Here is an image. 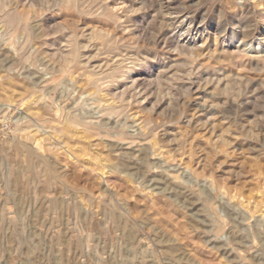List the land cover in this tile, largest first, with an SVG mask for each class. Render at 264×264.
Masks as SVG:
<instances>
[{
    "label": "rangeland",
    "instance_id": "obj_1",
    "mask_svg": "<svg viewBox=\"0 0 264 264\" xmlns=\"http://www.w3.org/2000/svg\"><path fill=\"white\" fill-rule=\"evenodd\" d=\"M0 264H264V0H0Z\"/></svg>",
    "mask_w": 264,
    "mask_h": 264
},
{
    "label": "bare ground",
    "instance_id": "obj_2",
    "mask_svg": "<svg viewBox=\"0 0 264 264\" xmlns=\"http://www.w3.org/2000/svg\"><path fill=\"white\" fill-rule=\"evenodd\" d=\"M185 20H186V19H184V20H182L181 22H179L180 25H179L178 27H184L185 24H187V22H186ZM6 22H7V21H6ZM188 23H190V22H188ZM9 24H10V23H9ZM10 27H12V26H10ZM178 27H177V28H178ZM12 29H13V28H12ZM188 29H189L188 27H187V29L185 28V31H187ZM9 30H11V29H9ZM11 31H12V30H11ZM9 32H10V31H9ZM10 33H13V32H10ZM10 33H8V34L11 35ZM24 42H25V41H24ZM21 45H22V44H21ZM177 47H178V46H177ZM20 48H21V47H20ZM69 54H70L71 57H72L73 51H69ZM23 57H24V56H23ZM29 59H30V58H29ZM68 60H69V59H68ZM261 61H262V60H261ZM29 65H30V64H29ZM32 90H33V89H32ZM121 94H122V93H121ZM103 96H104V95H103ZM102 98H103V97H102ZM97 100H98V101H102L103 99H97ZM94 101H96V100H94ZM103 101H104V100H103ZM105 101H106V99H105ZM108 101H109V100H108ZM91 102H92V100H91ZM86 103H87V102H86ZM92 103H93V102H92ZM93 104H94V103H93ZM107 104H108V103H107ZM97 105H98V104H97ZM102 105H103V104H102ZM104 105H106V104H104ZM93 106H94V105H93ZM95 107H96V106H95ZM98 107H99V105H98ZM98 107H97V108H98ZM118 107H119V106H117V105H116V106L109 105V107H107V108H105V107H104V108L102 107V108H103L104 110L106 109V110H105L106 112L104 111V113H107V112L118 113ZM122 107H123V106H121L120 108H122ZM120 108H119V110H120ZM3 109H4V108H3ZM96 110H97V109H96ZM121 110H122V109H121ZM121 110H120V111H121ZM92 113H93V112H92ZM111 113H110V114H111ZM97 114H98V113H97ZM101 114H102V113H101ZM114 115H115V114H114ZM114 115H113V116H114ZM75 116H76V115H75ZM115 116H116V115H115ZM88 117H90V116H88ZM92 119H93V116L91 117L90 120H92ZM82 120H84V119H82ZM92 121H93V120H92ZM95 121H96V119H95ZM93 123H94V122H93ZM87 124H89V123L87 122ZM90 124H91V123H90ZM94 124H95V123H94ZM92 125H93V124H92ZM132 126H133V125H132ZM132 126H131V127H132ZM106 127H107V126H106ZM135 127H136V126H135ZM56 128H57V127H56ZM132 128H133V127H132ZM17 129H18V128H17ZM93 129H94V128H93ZM137 129H138V128H137ZM23 130H24V129H23ZM49 130H50V129H49ZM18 131H20V130H18ZM131 131H132V130H131ZM133 132H134V130H133ZM133 132H132V133H133ZM43 133H44V132H43ZM49 133H50V132H49ZM132 133H131V134H132ZM129 134H130V133H129ZM131 134H130V137H132V136L134 135V134H133V135H131ZM135 134H136V132H135ZM124 135H125V134H124ZM126 135H127V134H126ZM126 135H125V136H126ZM114 136H115V135H114ZM135 137H136V135H135ZM135 137L133 136L132 138L135 140ZM121 140H122V139H121ZM125 140H126V138H125ZM124 143H125V142H124ZM127 143H128V142H127ZM129 143H130V141H129ZM131 143H132V142H131ZM131 143H130V144H131ZM133 145H134V144H133Z\"/></svg>",
    "mask_w": 264,
    "mask_h": 264
}]
</instances>
